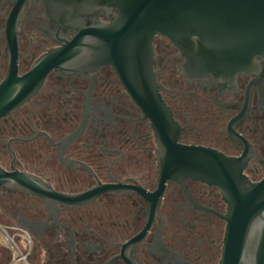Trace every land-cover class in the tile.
<instances>
[{
    "label": "flooded vegetation",
    "instance_id": "obj_1",
    "mask_svg": "<svg viewBox=\"0 0 264 264\" xmlns=\"http://www.w3.org/2000/svg\"><path fill=\"white\" fill-rule=\"evenodd\" d=\"M17 1L0 0V84L9 74L41 72L43 57L88 21L56 30L40 0L22 3L16 15ZM151 50L158 93L180 128L176 144L239 159L252 183L264 178V60L254 57L232 78L195 72L159 33ZM164 158L163 143L109 64L82 50L53 65L28 100L0 117V167L60 196L0 188L1 228L26 243L22 250L13 241L17 255L10 251L7 264H218L227 207L221 188L176 170L173 153L168 174L177 176L164 178ZM100 187L86 202L66 199Z\"/></svg>",
    "mask_w": 264,
    "mask_h": 264
},
{
    "label": "water",
    "instance_id": "obj_2",
    "mask_svg": "<svg viewBox=\"0 0 264 264\" xmlns=\"http://www.w3.org/2000/svg\"><path fill=\"white\" fill-rule=\"evenodd\" d=\"M14 8L16 15L22 3ZM44 15L56 30L78 27L72 41L48 52L39 66L22 77L8 75L0 84V117L28 100L37 90L44 73L58 62L89 50L93 60L109 64L123 87L149 120L165 147L167 157L176 155V170L183 175L218 185L227 203L221 217L226 221L223 248L218 264H264V178L250 182L236 167L239 159L214 150L176 144L179 126L158 93L159 84L151 66V41L159 33L170 39L187 58L195 72L234 77L264 60V0H40ZM107 23L89 24L102 15ZM89 36L91 40H84ZM93 38V39H92ZM38 75V76H37ZM37 76V77H35ZM180 166V167H179ZM16 188L41 198L60 196L46 190L32 176L0 167V188ZM96 188L68 196L82 203L97 195Z\"/></svg>",
    "mask_w": 264,
    "mask_h": 264
},
{
    "label": "rangeland",
    "instance_id": "obj_3",
    "mask_svg": "<svg viewBox=\"0 0 264 264\" xmlns=\"http://www.w3.org/2000/svg\"><path fill=\"white\" fill-rule=\"evenodd\" d=\"M1 224H2V222H0V249H4V251H6V252L8 251L9 254H10V247L9 246L13 245V243H12V241L5 239V235L2 232V230H1V229H4V228H1L2 227ZM5 232L9 235L10 238H13V241L18 246H20V248L22 250L26 248V243L23 240H21V238L13 236L11 233L7 232L6 230H5Z\"/></svg>",
    "mask_w": 264,
    "mask_h": 264
},
{
    "label": "trees",
    "instance_id": "obj_4",
    "mask_svg": "<svg viewBox=\"0 0 264 264\" xmlns=\"http://www.w3.org/2000/svg\"><path fill=\"white\" fill-rule=\"evenodd\" d=\"M3 250L4 249H2V256H1V259H0V264H7L10 261V254L7 251L6 255H5Z\"/></svg>",
    "mask_w": 264,
    "mask_h": 264
},
{
    "label": "built area",
    "instance_id": "obj_5",
    "mask_svg": "<svg viewBox=\"0 0 264 264\" xmlns=\"http://www.w3.org/2000/svg\"><path fill=\"white\" fill-rule=\"evenodd\" d=\"M5 235V234H4ZM5 239L6 240H10V241H12V243H13V245H10L9 247H10V251L12 252V255L13 256H16L17 255V246H16V244L13 242V240H11L10 238H8L6 235H5ZM21 257V256H20Z\"/></svg>",
    "mask_w": 264,
    "mask_h": 264
}]
</instances>
